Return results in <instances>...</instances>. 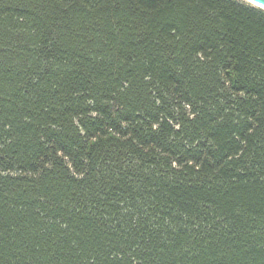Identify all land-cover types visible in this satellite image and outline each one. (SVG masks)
I'll return each mask as SVG.
<instances>
[{"label": "trees", "instance_id": "obj_1", "mask_svg": "<svg viewBox=\"0 0 264 264\" xmlns=\"http://www.w3.org/2000/svg\"><path fill=\"white\" fill-rule=\"evenodd\" d=\"M0 264H264V9L0 0Z\"/></svg>", "mask_w": 264, "mask_h": 264}, {"label": "water", "instance_id": "obj_2", "mask_svg": "<svg viewBox=\"0 0 264 264\" xmlns=\"http://www.w3.org/2000/svg\"><path fill=\"white\" fill-rule=\"evenodd\" d=\"M246 1H248V2H250V3H252V4L256 5V6H259V7L264 9V4H261L259 2V0H246Z\"/></svg>", "mask_w": 264, "mask_h": 264}, {"label": "snow or ice", "instance_id": "obj_3", "mask_svg": "<svg viewBox=\"0 0 264 264\" xmlns=\"http://www.w3.org/2000/svg\"><path fill=\"white\" fill-rule=\"evenodd\" d=\"M259 2H260L261 4H264V0H259Z\"/></svg>", "mask_w": 264, "mask_h": 264}]
</instances>
